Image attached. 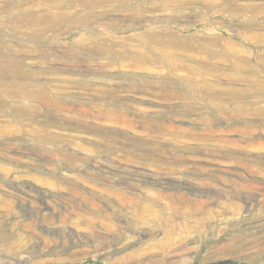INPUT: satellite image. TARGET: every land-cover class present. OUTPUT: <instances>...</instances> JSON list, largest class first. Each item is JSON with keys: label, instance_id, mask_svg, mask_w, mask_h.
Masks as SVG:
<instances>
[{"label": "rangeland", "instance_id": "rangeland-1", "mask_svg": "<svg viewBox=\"0 0 264 264\" xmlns=\"http://www.w3.org/2000/svg\"><path fill=\"white\" fill-rule=\"evenodd\" d=\"M219 2L0 0V264H264V0ZM146 125L169 183L99 166Z\"/></svg>", "mask_w": 264, "mask_h": 264}, {"label": "bare ground", "instance_id": "bare-ground-1", "mask_svg": "<svg viewBox=\"0 0 264 264\" xmlns=\"http://www.w3.org/2000/svg\"><path fill=\"white\" fill-rule=\"evenodd\" d=\"M216 2H219L221 4V6L228 13H233L234 10H237V11L242 10V11H244L245 14H248L251 11V9L247 5H244L243 7H238V5L235 3V0H216ZM132 91L135 94H138V95L141 94V95H144V96H154L155 97V96H158L159 95V92L156 89H153V88L151 89L149 87H142L141 86L140 88L132 89ZM163 95H164V92H163ZM140 136H142L143 139L136 140L140 144H138L136 146L132 145L133 146L132 148H134V149H127L126 148V149H124L121 152H118L117 150H114V151H111V152H105V157H107L105 159L112 161L111 163L113 165L111 163H110L111 165H107V164L104 165L103 164L104 162L101 161L102 163L100 162L99 163L100 164L99 166H102V167L109 166L110 171L115 172V173L116 172H119V171L121 172L125 168L128 169V170H131L132 172H135V171L142 172V170H145L144 176L147 178V181H149L151 179L158 180L159 177H161L162 175H160L159 172H157L159 170V169L157 170V168H161V167H163V165H162L161 162L154 161L155 160V157L153 156L154 151H152L149 148L154 149L153 147H155V148H159V149H162L163 150L164 147L168 148L167 147L168 144H166L165 142H162V140L160 141L157 138L158 136L156 135V132L153 129H151L150 126H147V125L144 127V129L142 131V134ZM123 137H125L127 139L129 138L126 135L123 136ZM153 141H156L157 144H158V146L157 145H154L155 143ZM127 142H128V140L125 143L128 144ZM142 143L143 144L153 145V147L148 146V145L141 146ZM65 145L60 148L62 154H64L70 161L77 160L78 156H77L76 152H72L71 154H67L65 152ZM143 147H145V148H143ZM140 151H143V152H140ZM226 154L229 156L228 153H226ZM146 160H149V161H146ZM153 167H155L154 170H152ZM218 170L219 171H223L225 169H222V170L221 169H218ZM191 172L194 173V174H196V171L195 170H193ZM206 178L210 179L209 182H208L209 184H214V183L216 184V181H218V180L219 181H222L223 183L225 182L224 181V178L222 177V175L220 173H218V172H213V173L207 175ZM162 179H163V181H161L162 183H169V182H171L170 179H172V178H170V177L168 178L167 176H164L163 178L161 177L160 180H162ZM164 179H166V180H164ZM138 180H140V179H138ZM126 182L129 183L128 181H126ZM137 185L138 184H136L135 186H137ZM163 185H166V184H163ZM205 185L206 184H204V183H195V182L191 184L192 188L195 189V190H198L200 193H207V194H209L211 192V189H209L208 186H205ZM170 199H169V202L172 200V199L171 200ZM185 200L186 199H184V201ZM194 231H196V229ZM196 234H197V232H196ZM192 235H190V236H192ZM187 237H188V234H182V237H181V234H180L179 238L178 239L176 238L177 240H174V237L172 238V237L169 236L166 241H160L159 245H160L161 249L164 250V252L166 251L165 253H167V254H169L170 252H172L171 254H174V255H182L183 253L186 252V249H184V244H185L184 242L187 241ZM195 237H196V235H195ZM199 242H200V239H199ZM233 243H235V242H233Z\"/></svg>", "mask_w": 264, "mask_h": 264}]
</instances>
